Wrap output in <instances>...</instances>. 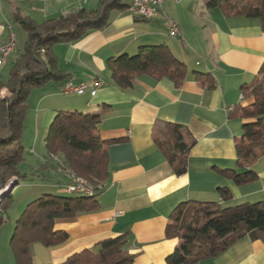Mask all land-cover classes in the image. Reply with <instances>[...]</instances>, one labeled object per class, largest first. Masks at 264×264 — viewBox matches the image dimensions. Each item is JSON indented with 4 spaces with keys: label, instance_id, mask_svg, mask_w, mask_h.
Listing matches in <instances>:
<instances>
[{
    "label": "crops",
    "instance_id": "obj_1",
    "mask_svg": "<svg viewBox=\"0 0 264 264\" xmlns=\"http://www.w3.org/2000/svg\"><path fill=\"white\" fill-rule=\"evenodd\" d=\"M90 1L0 0V46L10 33L16 39L15 28L21 29L14 21L15 12L43 23L87 9ZM99 1L92 0L87 10L97 9ZM188 1L163 3L162 12L169 18L174 2L182 4L177 10L184 13L185 20L171 17L178 26V37L169 36L162 14L151 21L133 18L125 1L126 7L109 12L108 25L102 30L52 47L54 66L65 77L31 92L28 108L33 130L46 131L58 112L100 114L98 135L108 143L109 176L94 211L54 221V230L68 235L65 243L53 248L38 243L30 246L32 264H61L75 253L93 250L99 242L125 233L128 253L135 256L131 264H166L177 240L167 239L165 229L180 204L195 201L223 208L264 201V165L256 169L253 164L256 180L241 185L220 174L221 170L242 172L236 164L235 143L244 122L233 113L252 102L243 97L242 88L255 83L264 63V32L257 18L226 16L218 7ZM159 45L185 66L179 86L168 78L148 76L135 78L128 89L111 83L107 60L131 57L142 47ZM13 55L0 66L1 82L8 79L2 67L12 64ZM194 73L209 75L210 80L198 81ZM67 81L76 85L100 81L101 85L94 96L89 92L65 95L61 89ZM8 95L6 89L0 90V99ZM165 123L185 127L194 139L186 173L180 176L173 173L153 142L155 129ZM32 153L28 151V155ZM45 163L46 156L39 159L40 173H32L39 182L61 176L58 170L43 166ZM59 178L55 182L62 185ZM38 187L56 188L44 183ZM222 188L231 194L228 201L220 195ZM11 257L4 251L0 264H15ZM195 264H264V240L245 235L215 258Z\"/></svg>",
    "mask_w": 264,
    "mask_h": 264
},
{
    "label": "trees",
    "instance_id": "obj_2",
    "mask_svg": "<svg viewBox=\"0 0 264 264\" xmlns=\"http://www.w3.org/2000/svg\"><path fill=\"white\" fill-rule=\"evenodd\" d=\"M122 1L100 0L95 10L81 9L43 23L14 13V21L25 33L26 39L21 52L15 46L8 79L0 81V90L4 88L9 94L0 99L1 190L6 189V183L12 178L10 181L16 180L18 184L37 179L23 173L20 168L24 162L23 148L10 147L19 145L30 90L65 77L54 66L52 47L74 42L89 31L102 30L108 25L109 12L126 7ZM206 5L218 7L226 16L257 18L264 32V0H211ZM106 67L111 83L120 89L130 88L134 79L140 76L156 80L168 78L179 86L186 75L185 66L163 45L142 47L131 57L110 58ZM194 77L198 81L210 80L209 75L201 73H194ZM242 94L245 99L252 100L250 105L239 107L233 113L244 122L242 135L235 143L236 164L242 172L220 171L221 175L237 185L256 180L257 175L251 166L264 159V63L255 83L249 88H242ZM100 119V114L58 112L55 115L44 138L46 163L43 166L48 165L61 172L68 170L74 177L85 181L93 194H46L30 202L16 220L10 240L15 264H32V244L53 248L67 241L65 232L54 230L55 220L74 218L97 208V197L109 176L105 151L108 143L101 141L98 135ZM153 142L175 175L186 173L188 153L194 139L185 127L165 123L155 129ZM7 191L0 197V223L11 198V192ZM219 192L224 201L231 198L226 188ZM169 221L165 237L176 239L177 245L172 254L166 257V264H195L215 258L245 235L255 234L264 240V201L223 208L214 203L189 201L177 206ZM127 237L125 233L103 240L95 249L75 253L61 264H131L135 256L128 253Z\"/></svg>",
    "mask_w": 264,
    "mask_h": 264
},
{
    "label": "rangeland",
    "instance_id": "obj_3",
    "mask_svg": "<svg viewBox=\"0 0 264 264\" xmlns=\"http://www.w3.org/2000/svg\"><path fill=\"white\" fill-rule=\"evenodd\" d=\"M191 1L192 0H189L188 2H191ZM197 1H198L197 4L199 6L204 7L207 4V2H209L211 0H206V2H205V0H197ZM91 2H92V0L89 2V4H87L85 6V8H87V9L91 8L92 7ZM122 2L125 3L124 0ZM181 5L182 4L176 5L175 2H174V5H172V10H171L172 19L175 20L176 18H179V19H182L183 21L185 20V18L183 16L184 13H180V11L177 10V9H179L178 7ZM166 15H167V13H166ZM171 17H170V19H171ZM15 31H16V35H17L16 39H15L16 45H17V51L21 52L23 50V47H24L26 35L19 28H15ZM167 31H168V29H167ZM2 69H3V71L6 72L5 78H8L9 71L11 69V64L8 63V64L4 65L2 67ZM40 88H42V87L41 86L40 87H33L30 90V92L28 94V98H27V105L29 104V98H30L31 92L36 91ZM44 133H47V130L43 131V129H41L38 132L33 130L32 111L30 108H28L26 111L24 122H23L22 135H21L19 145L16 144V146L13 145L10 147V148H15V147L20 146L23 148V160H24V162L20 165V168L22 169V172L27 174V175H33L32 173H34V172L40 173L41 168L38 164L39 159L46 156L45 144H44V138H45L46 134L44 135ZM36 137H37V140H36ZM32 150H33V153L31 155H28V151H32ZM2 153H4V152H2ZM263 165H264V159H260L259 161L256 162L255 168L257 169ZM51 173L54 174V172H51ZM58 176H60V175H58ZM58 176L57 175L53 176L50 180L45 181V182H41V181L39 182V181H37V179L33 180L32 182H28V183L21 182L12 190L9 206L7 207V209L5 210V212L2 215V222L3 223L1 222L2 225L0 226V257L4 256V251H5V256L8 254L10 255V257L12 256L11 249H10V240H11L13 233H14L15 223H16V220L20 217V215L22 214V212L24 211V209L26 208V206L30 202H32V201L38 199L39 197H41L42 195H46V194L56 195V196H67L66 195L67 193H64L63 177L60 176L62 185H59L57 182H55L59 178ZM12 179H10V180H12ZM13 181H15V180H13ZM42 183L50 184V185L53 184L56 188L54 190L37 189V187ZM47 191H50V192H47ZM68 194H70V193H68ZM0 260H1V258H0Z\"/></svg>",
    "mask_w": 264,
    "mask_h": 264
},
{
    "label": "built area",
    "instance_id": "obj_4",
    "mask_svg": "<svg viewBox=\"0 0 264 264\" xmlns=\"http://www.w3.org/2000/svg\"><path fill=\"white\" fill-rule=\"evenodd\" d=\"M85 1V0H83ZM127 3V11L136 19L151 21L157 18L159 14L163 15L164 22L168 28L170 37H178L179 29L176 23L171 20L166 13L162 12L164 0H125ZM16 42L13 33H10L8 40L0 46V66L5 64L15 50ZM101 85L100 81H93L88 85H76L71 81H67L62 86V93L65 95H83L89 92L90 96H94L96 89ZM61 173L64 181V193L71 195H86L93 194L81 188V182H69L68 175L58 170ZM10 180L6 183L8 184ZM2 189V188H1ZM0 189V190H1Z\"/></svg>",
    "mask_w": 264,
    "mask_h": 264
},
{
    "label": "bare ground",
    "instance_id": "obj_5",
    "mask_svg": "<svg viewBox=\"0 0 264 264\" xmlns=\"http://www.w3.org/2000/svg\"><path fill=\"white\" fill-rule=\"evenodd\" d=\"M1 93H2V92H1ZM3 95H4V94H3ZM1 97H2V96H1ZM62 172L68 175L69 182L80 181V182H81V188L84 189V190H86V191H88V192H90V193H92L91 188L86 184L85 181H83L82 179H78V178L74 177L72 174H70V172H69L68 170H64V171H62ZM15 182H16V180H15V181H10L8 184H6V189L8 190V188H9L12 184H14ZM6 189H3V190L0 191V197H2L3 195H5V193H6ZM89 195H91V194H86V196H89Z\"/></svg>",
    "mask_w": 264,
    "mask_h": 264
},
{
    "label": "water",
    "instance_id": "obj_6",
    "mask_svg": "<svg viewBox=\"0 0 264 264\" xmlns=\"http://www.w3.org/2000/svg\"><path fill=\"white\" fill-rule=\"evenodd\" d=\"M18 185V181H16L14 184H12L9 188H8V193L12 192V190Z\"/></svg>",
    "mask_w": 264,
    "mask_h": 264
}]
</instances>
